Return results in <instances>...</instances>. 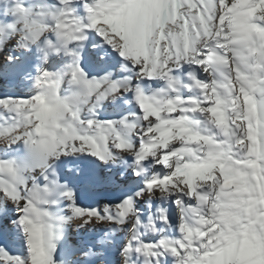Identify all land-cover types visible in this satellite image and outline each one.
<instances>
[{"label":"snow or ice","instance_id":"1","mask_svg":"<svg viewBox=\"0 0 264 264\" xmlns=\"http://www.w3.org/2000/svg\"><path fill=\"white\" fill-rule=\"evenodd\" d=\"M0 264H264V0H0Z\"/></svg>","mask_w":264,"mask_h":264},{"label":"bare ground","instance_id":"2","mask_svg":"<svg viewBox=\"0 0 264 264\" xmlns=\"http://www.w3.org/2000/svg\"><path fill=\"white\" fill-rule=\"evenodd\" d=\"M10 95H13V96H28V95H30V93L26 90V87H25V88H23L21 90H18V91L10 93ZM73 228H75V224H73Z\"/></svg>","mask_w":264,"mask_h":264}]
</instances>
